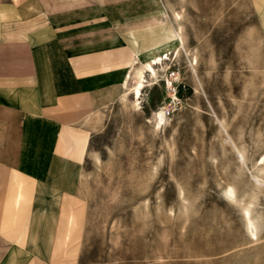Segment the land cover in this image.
Listing matches in <instances>:
<instances>
[{"label": "crops", "instance_id": "1", "mask_svg": "<svg viewBox=\"0 0 264 264\" xmlns=\"http://www.w3.org/2000/svg\"><path fill=\"white\" fill-rule=\"evenodd\" d=\"M240 1L0 0V264H79L93 117L133 64L207 50ZM244 3L264 62V0Z\"/></svg>", "mask_w": 264, "mask_h": 264}, {"label": "rangeland", "instance_id": "2", "mask_svg": "<svg viewBox=\"0 0 264 264\" xmlns=\"http://www.w3.org/2000/svg\"><path fill=\"white\" fill-rule=\"evenodd\" d=\"M246 9L241 0L240 19L209 20L207 50L180 53L169 71L177 101L146 90L141 110L116 100L93 117L79 264H264V237L248 243L222 194L232 180L247 191L264 152V62ZM163 100L171 124L157 134L147 117Z\"/></svg>", "mask_w": 264, "mask_h": 264}, {"label": "bare ground", "instance_id": "3", "mask_svg": "<svg viewBox=\"0 0 264 264\" xmlns=\"http://www.w3.org/2000/svg\"><path fill=\"white\" fill-rule=\"evenodd\" d=\"M175 15L177 14L175 13ZM180 26L178 28H180ZM181 35H179L180 38ZM180 53V50H176L170 54H162L147 62L133 64L125 77L124 90L117 102L124 105L129 104L134 110H141L144 92L153 89H159L162 93L164 89L166 96L169 94V98L177 101V95L173 93L175 91L174 82L170 77L169 71L174 66L173 63L178 59ZM196 63L197 58L193 56L190 65L194 66ZM163 105L164 100L157 109L152 111L151 116L147 117L148 122L151 123L152 129L156 131L154 133L164 130L171 124L170 115L166 114ZM173 111H175V109ZM99 112L95 114L96 117ZM224 123L223 121V124ZM238 151L239 153L236 159L239 164L242 165L243 162H248L250 158L247 157L245 149H239ZM240 171L239 168V172ZM253 173L252 178H250L252 186L247 191L244 190L243 192L237 193L235 180H232L229 185L222 190V194L225 201L234 204L240 211L243 227L247 233L248 243L256 246L263 241L264 237V152L253 164ZM82 177L83 179L85 178L84 175Z\"/></svg>", "mask_w": 264, "mask_h": 264}]
</instances>
